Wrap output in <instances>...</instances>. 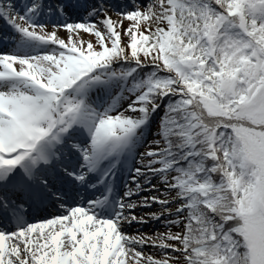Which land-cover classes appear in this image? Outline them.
<instances>
[{"label":"snow or ice","instance_id":"snow-or-ice-1","mask_svg":"<svg viewBox=\"0 0 264 264\" xmlns=\"http://www.w3.org/2000/svg\"><path fill=\"white\" fill-rule=\"evenodd\" d=\"M0 264H264V0H0Z\"/></svg>","mask_w":264,"mask_h":264},{"label":"rangeland","instance_id":"rangeland-1","mask_svg":"<svg viewBox=\"0 0 264 264\" xmlns=\"http://www.w3.org/2000/svg\"><path fill=\"white\" fill-rule=\"evenodd\" d=\"M90 37L89 36H87V35H85V37H84V39L85 40H87V39H89ZM94 39V38H93Z\"/></svg>","mask_w":264,"mask_h":264}]
</instances>
